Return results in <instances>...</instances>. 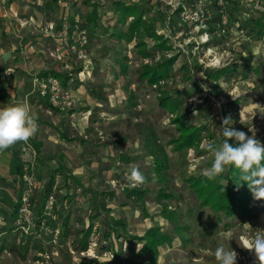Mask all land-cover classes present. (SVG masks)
Listing matches in <instances>:
<instances>
[{
  "label": "rangeland",
  "instance_id": "1",
  "mask_svg": "<svg viewBox=\"0 0 264 264\" xmlns=\"http://www.w3.org/2000/svg\"><path fill=\"white\" fill-rule=\"evenodd\" d=\"M9 1L11 3L12 0ZM115 1L123 5L139 2L147 9L146 17L158 22L156 26L159 34L165 35L174 47L168 56L179 55L173 68L174 77L168 83H172L173 87L179 90L187 91L188 95L192 93L191 96H187L189 99L181 107L182 113L189 112L186 124L203 125L210 131L209 135L202 134L203 138L196 149L191 148L186 152L175 153L172 147H166L170 178L175 185L173 193L180 197L177 212L181 226L185 228L184 231H177L161 216V208L155 199L154 169L136 129V124L141 121L149 123L160 142L165 144L171 136H176L175 127L170 124L172 116L159 112L156 105L155 86L148 89L137 86L136 70L140 65L148 63V60L134 56L132 49L135 40L129 44L121 42L118 45V49L123 50L120 54L127 55L129 59L127 74L119 76L115 71L117 64L110 55L117 49V44L116 40L108 37L115 24L112 6ZM210 1L60 0V13L57 19L66 15L69 21L77 19L85 21L92 5L97 11L95 23L97 38L94 36L93 40L90 39L88 46L90 64L80 65L75 57L68 54L57 42L46 34L41 35V27L50 15H45L42 10L46 0H18V5L27 7L26 10L19 11L22 13L24 11L26 14L28 11L33 13L35 22L36 17L39 18L38 20L44 18V23L42 26L20 27L21 37L18 40H12L13 46L9 45L10 54L12 57L21 58L23 54L20 55V53L24 43H28L27 49L31 51L44 52V57L49 59L44 62L46 63L44 71L48 73L49 70L54 71V68H57L62 72H68L71 81L68 80L69 83L65 84L72 91L75 101L73 106L65 112L50 111L48 113L47 104L40 105L31 83H26L30 85L25 86L26 89H31L32 92L30 98L33 97L29 105L40 121L50 122L56 129L45 125L40 126V129L38 128L35 135L27 142H17L12 146V150L18 151L15 166L19 169L22 145L28 144L35 152V159L31 157L30 162L35 179L32 203L35 205L37 218L40 216V197L44 196L46 184L55 176L54 205L59 208L55 209V216L50 217L49 221L52 224L56 223L59 228L62 218L70 213L71 223L79 227V219H82L87 209L85 197L81 189L72 188L74 191L71 201L68 202L65 199L66 189L63 187L60 175L61 173L72 174L85 186L107 187L115 192V197L110 204L111 215L116 219L115 224L121 222L125 225L127 234L133 238L131 241L135 251H138L143 243V234L147 227H159L163 232L170 234L172 242L159 249L157 264H217L214 252L220 244H223L226 249L230 247L238 254L237 264H259L254 254L241 248L239 243L242 235L257 229L264 230V200H256L255 216L244 220L242 224H235L232 219L217 223L207 209L198 208L197 199L180 182L184 174L200 175L203 169L211 166L213 156L210 152L203 150L201 145L207 141H213L217 145L222 142L220 128L226 117L232 119L234 128L244 131L248 136H254L264 144V37L254 36L250 32L248 34L247 31L250 27L249 17L256 18L261 14L264 16V0H237L239 4L236 8H224L222 27L209 30L204 25L202 13L207 14L203 11L206 6H210ZM8 4L7 0L0 4L3 14ZM179 7L184 13L183 16L180 13L178 18L175 10ZM207 9L211 12V8ZM57 23L59 25V20ZM167 24L169 27H166ZM91 27L90 24L89 28ZM43 32L45 33V30ZM142 38L151 44V41L144 36ZM2 49H5V45ZM51 52L59 53L60 59L51 57L49 55ZM15 58L11 61L14 62ZM59 62L60 67L57 65ZM183 64H188V72L180 68ZM93 65V73H96L93 83L105 85L102 91L94 90L99 95V99L101 98L100 100L92 99L93 97L89 95L90 85L88 81H85L90 77L83 82L77 78L79 67ZM228 66L235 67L233 74L222 76L216 84L209 81L207 76L210 71ZM9 67L12 65L9 64ZM4 77L5 74L0 76V78ZM192 82H196L201 87V91L192 89ZM126 87L133 92L136 104L131 114L125 111L128 104L124 92ZM6 98V106L15 103V98L11 101L9 99L12 97L6 95L4 99ZM89 128H94L96 134L90 133ZM58 133H63L61 135L67 137L66 140L61 139ZM80 138L83 139L82 142ZM230 141L237 143L235 140ZM130 166L138 167L144 177L150 179L143 185L150 189V193L145 198L147 219L142 218L143 215L139 210L131 208L121 196L124 184L131 186L125 179ZM14 175V194L10 196L4 192L3 196L6 205L2 211L7 215H9L8 211L13 209L15 199L19 197L16 193L20 192V170L18 175ZM68 183L71 184L70 181ZM225 223H230L231 227H225ZM47 225L52 228L50 223ZM99 225V221L95 220L96 229H99ZM45 227L40 229L42 233L40 237L35 233L20 236L17 232L9 238L5 235L0 236V244L3 242L0 246V264H79L81 261L90 262L98 259L101 262L113 259L112 252L101 250L96 235L90 239L87 250L77 252L73 246V236L62 240L59 237L62 230L59 228V235L54 243L52 237H49L51 235L45 232ZM10 231L12 232V229ZM4 243L8 244L7 248H2ZM21 243H26V249H23L25 245ZM113 246L115 252H121L122 259H129L131 264H147L136 256L130 255L129 240L123 242L113 238ZM45 255L47 257H44Z\"/></svg>",
  "mask_w": 264,
  "mask_h": 264
},
{
  "label": "trees",
  "instance_id": "2",
  "mask_svg": "<svg viewBox=\"0 0 264 264\" xmlns=\"http://www.w3.org/2000/svg\"><path fill=\"white\" fill-rule=\"evenodd\" d=\"M113 3L115 24L108 37L109 39L116 40L117 49H115L110 56L117 58L118 74L120 76H125L127 74L129 62L127 55L120 54L123 50L118 49V45L121 42L129 44L135 40L132 49L134 56L148 60V63L140 65L136 70L135 81L137 86L143 89L153 88L155 86V92L157 93L156 105L159 112L168 113L172 116L170 124L174 125L176 136H171L165 144L160 142L158 135L149 123L141 121L136 124V129L141 139L142 146L150 157L154 169L155 199L161 208V216L170 222L177 231H184L185 228L181 226L180 216L177 212V203H179L180 197L173 193L175 185L170 178L169 158L166 147H172L175 153L186 152L191 148L196 149L203 138L202 134L205 133L209 135L210 131L203 125L193 126L186 124L189 112L184 111L182 113L181 107L185 104L186 100L189 99L187 96H191L192 93L188 95L187 91L179 90L177 87H173L172 83H168L169 80L174 77L173 68L179 55L174 54L168 56L169 52L174 50V47L165 35L159 34L156 26L158 22H154L151 18L146 17L147 9L139 2H132L126 5H123L119 1ZM238 4L239 2L237 0H211L210 6H206L205 11H203L207 14L202 13L204 25H206L209 30H211V28L220 29L225 14L224 8H236ZM207 8H211V12H209ZM182 11L183 9L181 7L175 10L178 18ZM96 20V10L93 9L85 19L89 43L91 32L96 28ZM248 22L250 25V27L247 28L248 34L250 32L254 36L264 37V16L262 14L256 18L252 16L249 17ZM90 24L92 25L91 29L89 28ZM168 24L166 27H169ZM0 28H3L1 20ZM142 36L151 41V44H148ZM2 44L3 42L1 41L0 46ZM180 68L184 72L189 71L188 64H183ZM234 70L235 67L231 68L229 66L213 70L208 73L207 78L210 82L216 84L222 76L231 75ZM78 71L79 69L77 72ZM56 76L62 77V82L64 83L69 80L68 72L61 75L56 74ZM191 84L192 89L201 91V87L196 82H192ZM125 89L128 101V106L125 108V111L131 114L132 108L136 105L134 103V94L128 87ZM90 94L99 99V95L95 92L90 91ZM47 107L51 108V110L55 109L58 111L48 104ZM88 131L92 134H96L94 128H89ZM62 138L66 140V137L63 135ZM79 140L81 142L83 141L81 138ZM229 143L238 146L237 143L231 141H229ZM237 172V169L233 166H229L226 168V171L215 180H209L203 174H184L180 182L182 185H185L197 199L198 208L207 209L214 217L215 222L219 223L224 220L232 219L235 221V224H242L244 220L251 219L255 216L256 199H254L250 192L247 183L241 182L239 186L234 183L237 179ZM60 175L62 176L63 187L66 189L65 199L70 202L72 192L76 189H81L82 195L85 197L87 203V209L84 217L79 219V227L71 223L70 213L65 215L62 218V232L59 237L65 240L69 236H73L74 249L80 252L88 249L90 239L96 235V240L100 242L99 245L101 250L113 253V259L111 260L100 262L98 259H95L90 262L81 261L79 264H131L129 259H122L121 252H115L113 238L123 240V242L129 240L128 252L131 256L134 255L147 264L158 263L159 249L164 245H170L172 242L169 233L163 232L159 227L146 229L143 235V243L139 250L135 251L131 241L133 238L127 234L125 225L122 223L120 225L115 224V219L110 214V204L115 197V192L107 187H85L80 180L70 174L61 173ZM149 180L150 179L145 177V182L139 186L124 184L121 193L124 201L127 202L131 208H137L143 215V218L148 217L145 198L150 193V189L143 185L147 184ZM68 181H70L71 184L68 183ZM54 187L55 176L46 184L44 196L40 197V219H42L43 207L47 199L55 194ZM72 188L74 189L73 191ZM19 205L20 203L18 200L17 208ZM52 216H55V209ZM49 220L50 219H48V222L52 225V228L55 229L57 226L56 223L52 224ZM95 220H98L100 223L99 229H94ZM224 226L231 227L230 223H225ZM13 231L17 232L14 226ZM17 233L20 234L19 232ZM49 237L51 238V236ZM21 244L25 245L26 243ZM23 249H26V245ZM10 250L13 251L14 249Z\"/></svg>",
  "mask_w": 264,
  "mask_h": 264
},
{
  "label": "clouds",
  "instance_id": "3",
  "mask_svg": "<svg viewBox=\"0 0 264 264\" xmlns=\"http://www.w3.org/2000/svg\"><path fill=\"white\" fill-rule=\"evenodd\" d=\"M37 120L36 112L26 101L0 108V151L32 138L38 131ZM232 125L230 117L224 118L220 128L222 142L217 145L207 141L201 145L213 156L211 166L203 169L202 174L209 180H215L226 168L233 166L238 170L234 183L237 186L241 182L247 183L254 199L264 200V144ZM230 140H235L238 146L230 144ZM125 179L131 186L145 182L143 173L136 166H130ZM239 245L253 253L259 264H264V230L257 229L242 235ZM237 256L234 250L226 249L223 244L218 245L214 252L217 264H237Z\"/></svg>",
  "mask_w": 264,
  "mask_h": 264
},
{
  "label": "crops",
  "instance_id": "4",
  "mask_svg": "<svg viewBox=\"0 0 264 264\" xmlns=\"http://www.w3.org/2000/svg\"><path fill=\"white\" fill-rule=\"evenodd\" d=\"M2 2H4V0H0V4ZM7 2L9 4L6 7L5 14H3V12L0 9V20L2 21V26H3V28H0V43H1V41L3 42V44L0 46V65L2 64L0 66V76L2 74H5L4 78H0V108H3L6 106L5 101L7 100V98L4 99V96H6V95H8V97H12L9 99V101H11V99L13 100L15 98L14 99L15 102L26 101L27 103L30 104V102L33 100L32 99L33 97L30 98V96L32 95V92H31V89L30 90L28 88L26 89L25 86H30V85H26L27 82H30L32 85V90H33V92H35V90L33 89V83H32V81L35 77H42V76H46V75L56 76V74L61 75V74L66 73V72L60 71V69H57V68H54V71L49 70L48 73L45 72L44 70H46V69H44L45 68L44 66L46 65V63H44V62L48 61L49 59H46L44 57V55H43L44 52L40 51V53H39V52L31 51L30 49H27L28 43L27 44L24 43V47L21 49L20 55L23 54V56H21V58L12 57V55L9 52V51H11V49L9 47L13 46L14 40H18V38L21 37L19 35L20 34L19 33L20 27L23 28V26H38V25L42 26V23H44V18L41 20H38L39 18L36 17V22H35L34 16L32 15L33 13L28 11V13L26 14L24 11H23V13L21 11H19L20 9L26 10L27 7L26 6L22 7L21 5H18V0L17 1L12 0L11 3L9 0H7ZM59 2H60V0H58V1L46 0L42 10L44 11L45 15H47V14H50V15L47 17V20L45 21L44 25L41 27V35L45 36V33L43 31L45 30L47 25L52 24L55 26L58 24L57 22L59 19H57L58 18L57 15L60 13L59 12L60 11V9H59L60 3ZM93 9H95V7L92 5L90 7V13L92 12ZM96 14H97V11H96ZM87 16H86V18H87ZM113 21H115V18H113ZM95 31H96V28L93 32H91V35H90L91 40L94 39V36H95V38H97ZM4 45H5V49H2V47ZM2 54H4V57H2ZM9 55H11V56H9ZM112 57L113 56H111V58ZM13 58H15L14 62L11 61V59H13ZM113 58L115 59V62H116L117 58L116 57H113ZM25 59L27 61L24 62ZM63 59H64V55H63ZM9 64L12 65V67H9ZM116 64H117V62H116ZM57 65H59V67H60L61 63L59 62ZM78 69L80 70V67ZM90 69H91L90 70L91 76L85 82L88 81V84L90 85L89 95L93 97L92 99L96 100L97 98L95 96H93L92 94H90V91L94 92V90L96 91L97 89L102 91L103 88L105 87V85H103V83H98L96 85L93 83L95 76H96V73H93L94 65L91 66ZM115 71H117V69ZM117 73H118V71H117ZM56 77L63 80V78L60 76H56ZM69 81H71V79ZM69 81L67 80L65 83H69ZM80 84H82V83H80ZM124 92H126L125 88H124ZM89 95H88V97H90ZM125 95H126V93H125ZM36 97H37V99H38L37 101L40 103V105L45 103L42 99H40L37 96V94H36ZM97 100H99V99H97ZM126 100H127V98H126ZM127 103H128V101H127ZM42 106H44V105H42ZM127 106H128V104H127ZM46 108L49 110V112L47 111L48 113H50V111L53 113L58 112L55 109L51 110V108L47 107V105H46ZM37 123H38L39 129H40V126H44V125L54 129L53 125L50 122L48 123L46 121H40L39 118L37 120ZM54 130H56V129H54ZM58 134L61 137V139H63L62 135H61L63 133H61V134L58 133ZM39 140L40 139H38V141ZM35 144H37L36 141H35ZM16 159L18 160V151L12 150V146L9 147L8 149L0 151V162H1V164H0V228H1L0 236L5 235V236H7V238L14 236L13 235L14 234L13 220H14V217L16 214L17 202L19 200V197H20V194L22 191L21 171H20V175H19L20 192L18 191L16 193V195L19 197L17 199H15V203H13V209L11 211H8L9 215H7L6 213H3L2 209L5 208V205H6V202L3 199V196L5 195V193L12 196L14 194L13 192L15 191V188L13 187L15 184V179L13 177V174L18 175L19 170H20L18 168V166H15V163H17ZM70 175H72V174H70ZM72 176L76 177L75 175H72ZM76 178L78 180H80L78 177H76ZM80 182H81V180H80ZM81 183L84 185L83 182H81ZM85 187H88V186H85ZM6 189H8V190L5 191ZM56 208L58 209L59 207L56 206L55 209ZM145 219H147V218H145ZM115 222H116V219H115ZM120 223L121 222H119V224ZM99 227H100V225H99ZM56 228H57V226H56ZM59 228H61V230H62V227H59ZM59 228H57V229L59 230ZM147 228H151V227H147ZM10 229H12V232L11 231L9 232ZM94 229H96L95 226H94ZM1 244H0V246H1ZM7 247H8V244L6 243L4 245V247H2V248H7Z\"/></svg>",
  "mask_w": 264,
  "mask_h": 264
},
{
  "label": "built area",
  "instance_id": "5",
  "mask_svg": "<svg viewBox=\"0 0 264 264\" xmlns=\"http://www.w3.org/2000/svg\"><path fill=\"white\" fill-rule=\"evenodd\" d=\"M183 13L184 11L181 12L182 16ZM45 34L57 42L62 49L67 51L68 54L70 53L74 56L80 65L90 64V55L88 53L89 35L84 20L77 19L69 21L68 17L63 15L60 17L59 25L57 27L47 25ZM49 55L60 59V55L57 52H51ZM81 68L80 71L77 72V78L79 81L83 82L86 78L91 76L90 66H84ZM32 83L37 96L58 111L65 112L73 106L75 101L72 91L60 78L53 75H46L35 77ZM31 157L35 159L34 150H32L28 144H23L19 155L21 163L22 191L19 197L20 205L17 208L13 220V226L15 231L19 232L21 235L35 233L38 237L42 234L40 229L46 226L44 229L45 232H48L52 237V241L56 243V237H58L59 230L57 228H49L47 225V223H49L48 219L53 215L56 207L54 205V196L52 195L47 199L43 207L42 219H40V217L37 218V211L34 209L35 205L32 203L35 179L33 173L34 169L30 162ZM44 257H47V255Z\"/></svg>",
  "mask_w": 264,
  "mask_h": 264
}]
</instances>
